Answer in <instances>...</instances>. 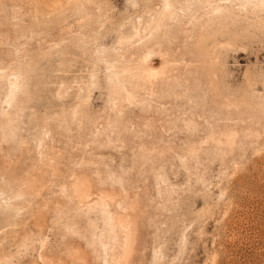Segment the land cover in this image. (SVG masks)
<instances>
[{
	"label": "rangeland",
	"instance_id": "rangeland-1",
	"mask_svg": "<svg viewBox=\"0 0 264 264\" xmlns=\"http://www.w3.org/2000/svg\"><path fill=\"white\" fill-rule=\"evenodd\" d=\"M106 263L264 264V0H0V264Z\"/></svg>",
	"mask_w": 264,
	"mask_h": 264
},
{
	"label": "bare ground",
	"instance_id": "bare-ground-1",
	"mask_svg": "<svg viewBox=\"0 0 264 264\" xmlns=\"http://www.w3.org/2000/svg\"><path fill=\"white\" fill-rule=\"evenodd\" d=\"M115 75V74H114ZM107 264V263H106Z\"/></svg>",
	"mask_w": 264,
	"mask_h": 264
}]
</instances>
